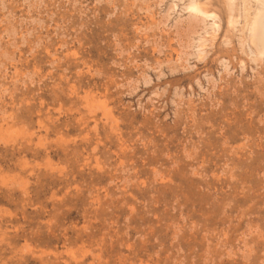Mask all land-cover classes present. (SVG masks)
I'll return each mask as SVG.
<instances>
[{
	"label": "rangeland",
	"instance_id": "374dc122",
	"mask_svg": "<svg viewBox=\"0 0 264 264\" xmlns=\"http://www.w3.org/2000/svg\"><path fill=\"white\" fill-rule=\"evenodd\" d=\"M188 1L0 0V264H264V0Z\"/></svg>",
	"mask_w": 264,
	"mask_h": 264
},
{
	"label": "bare ground",
	"instance_id": "6f19581e",
	"mask_svg": "<svg viewBox=\"0 0 264 264\" xmlns=\"http://www.w3.org/2000/svg\"><path fill=\"white\" fill-rule=\"evenodd\" d=\"M230 9L233 5V2L234 0H225ZM251 0H242L243 3L246 4V2H250ZM257 1V0H256ZM254 2V1H253ZM258 2H260V0H258ZM264 3V1H261ZM256 3V2H254ZM263 3H260L263 5ZM248 4V3H247ZM148 5V4H147ZM250 5V4H249ZM245 6V5H243ZM186 8H188L189 10H192L196 13H200V14H203L205 17H210V20H211V23L210 24V27L212 30L211 32V36L214 35V32H216L219 27V24L217 23V14L212 11V10H209L204 2H201V1H198V0H189L186 5H185ZM260 7V6H259ZM247 8H248V5H247ZM246 7H244V24L242 26V28L244 27L246 29V32H247V40L248 42H250L252 45H253V48L251 50V53H252V59L253 60H258L261 56L263 57L264 56V7L262 9H254L252 12H249V10L247 9ZM149 9V8H148ZM147 9V10H148ZM232 10V9H231ZM231 10H230V13H231ZM149 12V11H148ZM202 19V18H201ZM151 20L152 22L150 23V25L154 24L155 25V20L151 17ZM205 21V20H204ZM237 21V18L235 15L233 14H229L228 18H227V23H228V26L231 27V28H234L235 26V22ZM209 22V21H208ZM149 25H145L143 28L144 29H149L151 26ZM152 25V28L153 26ZM151 28V29H152ZM241 28V27H240ZM207 34L210 32L206 31ZM195 40V41H194ZM193 41L195 42V46H196V51L200 54L201 52L203 53V49H204V45H205V41L208 40L206 37H205V34H202L200 36H198L196 39H194ZM213 40V39H212ZM246 41V38L244 39ZM228 41V40H227ZM226 41V42H227ZM244 41V42H245ZM208 42V41H207ZM211 42V41H210ZM241 44H243V38L241 39ZM190 44V43H189ZM187 46V45H186ZM212 46V45H211ZM207 47V46H206ZM195 51V52H196ZM180 53V52H179ZM186 53V52H185ZM189 54V53H187ZM180 55V54H179ZM181 56V55H180ZM179 56V57H180ZM203 56V55H202ZM187 57V56H186ZM261 57V58H262ZM180 59V58H179ZM187 60V59H186ZM260 61V60H259ZM240 62V61H239ZM241 63H243V61H241ZM223 65V69L228 72L229 69H228V64L226 63V61L224 59H222V63ZM242 66V65H240ZM245 66V64H244ZM243 69V68H242ZM241 70V68H240ZM145 78V77H144ZM148 78V77H147ZM17 79V78H15ZM149 79V78H148ZM147 79V80H148ZM211 79V77H210ZM214 80V79H212ZM17 81V80H15ZM145 81V80H144ZM147 82V81H146ZM145 82V83H146ZM213 87V86H212ZM6 90V87H3L0 89V92H4ZM156 93V92H155Z\"/></svg>",
	"mask_w": 264,
	"mask_h": 264
}]
</instances>
